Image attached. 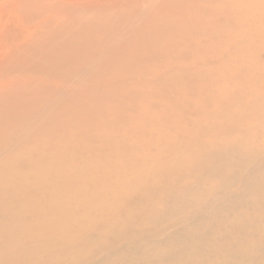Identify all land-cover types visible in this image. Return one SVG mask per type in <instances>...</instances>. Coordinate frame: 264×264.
Here are the masks:
<instances>
[{"label": "bare ground", "instance_id": "6f19581e", "mask_svg": "<svg viewBox=\"0 0 264 264\" xmlns=\"http://www.w3.org/2000/svg\"><path fill=\"white\" fill-rule=\"evenodd\" d=\"M0 82V264H264V0H0Z\"/></svg>", "mask_w": 264, "mask_h": 264}, {"label": "rangeland", "instance_id": "374dc122", "mask_svg": "<svg viewBox=\"0 0 264 264\" xmlns=\"http://www.w3.org/2000/svg\"><path fill=\"white\" fill-rule=\"evenodd\" d=\"M41 8H43V9H47V7L49 6V3H42L41 5ZM53 15V13L52 14H49L48 16H52ZM47 16V17H48ZM54 17H55V19H56V22L58 21V17H59V15L57 14L56 16L54 15ZM43 19H39L38 21L39 22H41ZM26 26V25H25ZM29 27H31V26H29ZM30 29V28H29ZM40 75H38V76H35V75H33V74H31V73H27V74H23V75H20L18 78L19 79H23V80H29V79H35V80H38V81H44V80H47V78H45V77H43V76H40ZM37 78V79H36ZM13 79V77H5V78H3L2 80H1V82L4 84L3 86H6V85H8V84H10V82H11V80ZM0 82V83H1ZM54 83H58L57 82V80H55V81H53Z\"/></svg>", "mask_w": 264, "mask_h": 264}]
</instances>
